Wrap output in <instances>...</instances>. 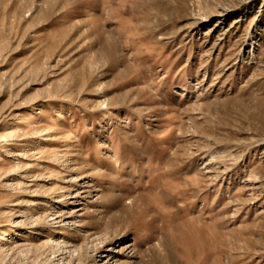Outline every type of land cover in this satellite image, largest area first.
<instances>
[{
    "label": "rangeland",
    "instance_id": "obj_1",
    "mask_svg": "<svg viewBox=\"0 0 264 264\" xmlns=\"http://www.w3.org/2000/svg\"><path fill=\"white\" fill-rule=\"evenodd\" d=\"M0 264H264V0H0Z\"/></svg>",
    "mask_w": 264,
    "mask_h": 264
},
{
    "label": "bare ground",
    "instance_id": "obj_2",
    "mask_svg": "<svg viewBox=\"0 0 264 264\" xmlns=\"http://www.w3.org/2000/svg\"><path fill=\"white\" fill-rule=\"evenodd\" d=\"M3 240L5 239V238H2Z\"/></svg>",
    "mask_w": 264,
    "mask_h": 264
}]
</instances>
